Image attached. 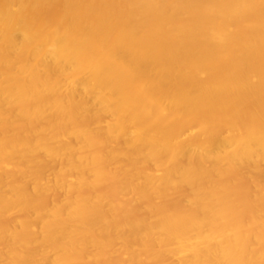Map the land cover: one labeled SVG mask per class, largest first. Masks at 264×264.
Returning <instances> with one entry per match:
<instances>
[{"label": "bare ground", "instance_id": "6f19581e", "mask_svg": "<svg viewBox=\"0 0 264 264\" xmlns=\"http://www.w3.org/2000/svg\"><path fill=\"white\" fill-rule=\"evenodd\" d=\"M0 264H264V0H0Z\"/></svg>", "mask_w": 264, "mask_h": 264}]
</instances>
